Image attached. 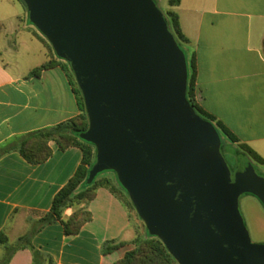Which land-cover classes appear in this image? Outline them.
Returning <instances> with one entry per match:
<instances>
[{
  "label": "water",
  "instance_id": "1",
  "mask_svg": "<svg viewBox=\"0 0 264 264\" xmlns=\"http://www.w3.org/2000/svg\"><path fill=\"white\" fill-rule=\"evenodd\" d=\"M28 19L68 62L96 147L87 183L114 171L148 233L178 264H264L239 209L264 206L247 155L234 173L215 125L188 97L184 50L154 0H23Z\"/></svg>",
  "mask_w": 264,
  "mask_h": 264
},
{
  "label": "crops",
  "instance_id": "2",
  "mask_svg": "<svg viewBox=\"0 0 264 264\" xmlns=\"http://www.w3.org/2000/svg\"><path fill=\"white\" fill-rule=\"evenodd\" d=\"M172 9L189 40L186 54L196 55V101L230 129L236 145L264 158V0H181ZM4 15L0 12V147L81 114L64 64L24 16ZM47 63L52 65L35 71ZM49 145L52 156L38 164L17 150L0 158V233L9 244L38 230L55 195L82 163L80 147ZM130 201L116 182L99 184L93 198L79 206L91 219L78 232L66 234L56 221L32 235L38 263L115 264L145 235ZM109 241L121 246L105 253ZM8 264H35L33 250H16Z\"/></svg>",
  "mask_w": 264,
  "mask_h": 264
},
{
  "label": "trees",
  "instance_id": "3",
  "mask_svg": "<svg viewBox=\"0 0 264 264\" xmlns=\"http://www.w3.org/2000/svg\"><path fill=\"white\" fill-rule=\"evenodd\" d=\"M23 3L24 1L21 0ZM181 0H168L169 9L166 12V18L170 29L176 36L180 47L184 50L189 40L183 33L180 25L179 15L172 7L179 5ZM25 4V3H24ZM26 6V5H25ZM2 24L0 22V28ZM40 37L48 44V40L40 32ZM51 45V44H50ZM52 47V46H51ZM185 52V51H184ZM186 54V52H185ZM188 63V92L187 97L191 105L195 108L196 112L203 118L211 121L217 128L221 139L227 138L231 143L236 144L238 142L237 137L230 131V129L216 116L206 111L195 99V85L197 75V61L196 55L193 53L191 56L186 54ZM63 61H65L63 59ZM52 63H47L43 67L35 70H41L51 66ZM64 68L70 73L72 84L75 86L74 90L77 94L79 108L81 114L60 123L58 125L47 127L38 131L23 135L5 145L0 147V158L12 150H17L21 155L30 163L38 164L46 161L52 156V149L49 145L50 141H55L61 149H66L70 146H78L82 150V163L78 167L76 173L70 178L67 184L55 195L50 211L45 214L39 220V228L51 224L56 221H60L66 234H74L79 231L81 226L91 219V214L84 209L85 215L79 217V208L83 202L91 200L94 196V190L99 184H111L116 182L126 193L127 191L122 187L118 181L116 175H102L99 173L94 181L90 184L87 183L91 166L95 162L96 147L94 144L85 141L79 137V133L86 130L89 121L86 113L83 96L74 78L72 70L65 61ZM246 154H248L255 162L264 165V158L259 156L254 150L247 146H240ZM114 173V171H113ZM128 195V193H127ZM130 204L134 207L133 203ZM76 207L72 215L64 219V212L68 208ZM143 226L146 230L145 235L138 238L135 242V247L128 250L124 257L118 260L115 264H178L175 258L169 253L164 243L156 236H152L148 233L146 226L143 222ZM38 230H35L31 234L20 237L14 245H10L8 237L5 233H0V245H3L6 249L5 254L0 259V264H8L13 253L24 247H29L34 253V263H38L39 252L34 248L31 243L32 235ZM121 246L120 243L109 241L105 243L104 252L108 253ZM49 264L52 263L51 259L48 260Z\"/></svg>",
  "mask_w": 264,
  "mask_h": 264
},
{
  "label": "rangeland",
  "instance_id": "4",
  "mask_svg": "<svg viewBox=\"0 0 264 264\" xmlns=\"http://www.w3.org/2000/svg\"><path fill=\"white\" fill-rule=\"evenodd\" d=\"M154 1L157 4L158 8L162 11V13L166 15V12L169 6L168 0H154ZM24 3L21 0H0V12H3V14H6L4 16H6L5 18L9 20L11 18V15L13 14H18L22 17L24 16L26 23H28L35 31L39 32V30L32 23L29 22L27 6H25L26 4ZM46 45L48 47L49 52L52 55H54L56 59H59L61 63L65 64V61H63V59L59 58L55 54L51 45L48 43H46ZM183 47L185 51V49H187V46L184 45ZM221 152L231 170V173H234V171L238 167L240 163V157L242 155H247L251 159L257 173L260 176L264 177V165H261L255 162L248 154H246L244 149H242L240 146L234 143H231L227 138H223ZM110 174L114 175L115 173H113V171L111 170H106L101 173V176L110 175ZM238 203H239V209H240L241 215L244 219V222L248 229L251 240L254 243L264 244V206L255 196L251 194L241 195ZM78 211H79L78 212L79 217H83L85 215L84 208L80 207ZM137 219L138 217L135 215L134 221L135 220L137 221ZM142 228L145 233L146 230L143 225H142ZM8 242H9V238H8ZM10 245L12 244L10 243ZM2 247H3V250L0 249V259L3 257V255L6 252V249L4 248L3 245Z\"/></svg>",
  "mask_w": 264,
  "mask_h": 264
}]
</instances>
